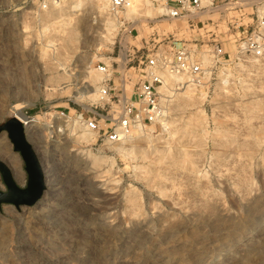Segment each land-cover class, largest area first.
Here are the masks:
<instances>
[{"label": "rangeland", "instance_id": "rangeland-1", "mask_svg": "<svg viewBox=\"0 0 264 264\" xmlns=\"http://www.w3.org/2000/svg\"><path fill=\"white\" fill-rule=\"evenodd\" d=\"M37 1L0 0V127L16 104L38 116L29 143L50 167L35 205L3 199L6 174L21 189L28 174L0 132V264H264V56L241 57L202 92L160 94V123L120 142L79 137L72 121L97 104L103 81L132 88L151 33L219 41L232 56L264 0H225L192 31L142 4L145 15L125 19L109 0ZM60 112L71 119L55 121ZM54 121L62 131L50 134Z\"/></svg>", "mask_w": 264, "mask_h": 264}, {"label": "built area", "instance_id": "built-area-1", "mask_svg": "<svg viewBox=\"0 0 264 264\" xmlns=\"http://www.w3.org/2000/svg\"><path fill=\"white\" fill-rule=\"evenodd\" d=\"M75 2L77 0H39L36 5L45 10ZM224 2L225 0H164L160 16L166 20L183 22L186 30L192 31L199 22L206 27L205 24L210 19L204 16L219 12ZM109 5L112 12L122 13L131 5V0H109ZM253 16L255 20L248 31L244 30L237 37L232 56L219 41L205 47L179 39L178 34L151 33L142 41L138 64L139 78L132 88L126 89L122 80L117 85L111 84L110 79L103 81L98 87L97 104L84 110L73 120L87 131L95 133L97 140L102 143L120 142L134 132L146 131L160 123L164 111L159 88L166 82V76L179 80L172 86L171 91H184L189 88L202 92L217 71L225 70L241 57L264 56V5H254ZM134 32L137 33L131 27L126 33L133 36ZM98 68L101 73H107L106 67L99 65ZM54 116L55 121L71 119L64 112ZM55 121L45 125L50 134L62 131V127L56 125ZM33 123L34 126L38 122ZM21 124L25 126L24 123Z\"/></svg>", "mask_w": 264, "mask_h": 264}, {"label": "water", "instance_id": "water-1", "mask_svg": "<svg viewBox=\"0 0 264 264\" xmlns=\"http://www.w3.org/2000/svg\"><path fill=\"white\" fill-rule=\"evenodd\" d=\"M1 131L7 132L13 150L22 158L25 164V170L28 174L26 189L17 187L9 174H6L8 193L3 195L2 198L18 206L35 205L46 191L47 179L44 166L41 164L36 151L29 143L25 128L22 126L21 122L10 117L4 126L0 127V132Z\"/></svg>", "mask_w": 264, "mask_h": 264}, {"label": "bare ground", "instance_id": "bare-ground-1", "mask_svg": "<svg viewBox=\"0 0 264 264\" xmlns=\"http://www.w3.org/2000/svg\"><path fill=\"white\" fill-rule=\"evenodd\" d=\"M100 1H103V0H100ZM247 2L246 3H252V1L251 0H246ZM77 4H79V3H77ZM104 4H106V2H104ZM139 4H142V5H146L147 7H148V10L146 11V14H148L149 15V12H152V11H158L159 13H162V9H163V7L161 6V5H158L157 7H153L154 5L151 3V2H149V0H131V5L123 12V13H121V14H123V16L125 17V19H131L132 17H133V15H135V16H138V18L140 17V16H142V15H145V13L144 14H140V7H139ZM141 5V6H142ZM249 5V4H248ZM105 6V5H104ZM77 8V7H76ZM141 13H142V10H141ZM113 14V13H112ZM115 14L116 13H114V17H115ZM116 16H117V14H116ZM147 16V15H146ZM133 18H135V17H133ZM137 18V17H136ZM135 18V19H136ZM141 18V17H140ZM139 18V19H140ZM117 20L118 21V18L116 17V18H114V20ZM119 24H120V21H119ZM99 78V77H98ZM166 78V82L164 83V85L162 86V87H160L159 88V90H160V94H161V97L163 98V99H165L166 100V98H170V97H172V96H174L176 93L175 92H173V91H171V89H172V86L174 85L173 84V82H175V81H179V80H176L174 77H172V76H166L165 77ZM100 80H101V78H100ZM103 80V79H102ZM98 81V80H97ZM173 84V85H172ZM126 89H128L127 88V86H126ZM188 90V89H187ZM97 89L96 90H92L91 91V94H90V97L91 98H93V99H95L96 97H97ZM12 109H14V112H13V118H15L17 121H19V122H22V123H24V127H25V130H26V134H28V137L30 138L31 137V133H32V131H33V122H37L38 120H39V117L38 116H36V117H34V118H28V117H26L25 115H23L22 113H20L19 112V105L18 104H16V105H13L12 106ZM74 123H76V121H74V120H72ZM71 121V122H72ZM78 124V123H77ZM82 131H81V133L79 132V134H78V136L79 137H82V138H86V136H88L89 135V133L91 134V132H89V131H86L85 129H84V127H82V129H81ZM78 133V132H77ZM2 139V138H1ZM3 140H5V139H3ZM2 147V146H1ZM3 148V147H2ZM3 156V155H2ZM7 157V156H6ZM10 157V160L8 161V166L11 168V169H13V172L15 173V175L18 173L17 172V170L16 169H18V158L17 157H14V156H9ZM8 160V159H7ZM6 160V161H7ZM48 165H44V170H45V175H46V173L50 170V169H48V167H47ZM50 168V167H49Z\"/></svg>", "mask_w": 264, "mask_h": 264}, {"label": "crops", "instance_id": "crops-1", "mask_svg": "<svg viewBox=\"0 0 264 264\" xmlns=\"http://www.w3.org/2000/svg\"><path fill=\"white\" fill-rule=\"evenodd\" d=\"M27 139H28V141L32 142L30 138L27 137ZM11 171L13 172V169H11ZM13 175H14L15 177L17 176V174L15 175L14 172H13Z\"/></svg>", "mask_w": 264, "mask_h": 264}]
</instances>
